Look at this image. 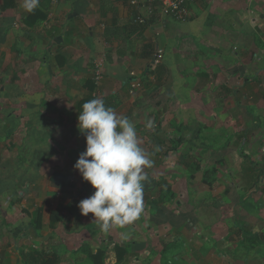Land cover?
<instances>
[{"label": "rangeland", "instance_id": "obj_1", "mask_svg": "<svg viewBox=\"0 0 264 264\" xmlns=\"http://www.w3.org/2000/svg\"><path fill=\"white\" fill-rule=\"evenodd\" d=\"M56 1L41 0L40 6ZM258 3L244 8L258 15L264 2ZM20 5L21 0H0L1 39L8 33L13 40L34 38L21 28ZM12 7L17 10L14 17L13 12L5 13ZM242 21L236 15V23ZM251 26L255 33L257 28ZM240 40L246 42L244 37ZM251 42L255 41L246 43ZM3 43L1 58L5 56ZM262 46L253 44L244 60L228 54L221 63H191L189 68L183 64L181 69L179 64V70L170 68L171 56L164 53L155 71L158 75L162 71L163 78L165 73L166 79L147 86L151 91L136 101L135 110H116L135 124L141 146L154 161L145 169L142 226L138 221L134 224L146 231L147 227L162 230L169 226L175 241L182 238L186 245L172 246V254L179 256L172 264H264V240H245L264 235ZM18 48H12L13 63L20 64ZM3 64L0 62V264H19L21 250L28 249L55 253L61 264H80L71 256L72 250L77 238L87 235L78 228L87 227L91 235L102 231L91 213L82 216L77 207L95 191L73 167L86 148L78 116L39 108L40 97H33L38 88L36 70L24 76L19 74L25 67L21 66L12 79L4 76ZM148 119L154 120V128H145ZM54 172L67 176L75 188H52ZM35 212H39L38 223ZM158 257L155 264H166L165 257ZM84 264H91L89 257Z\"/></svg>", "mask_w": 264, "mask_h": 264}, {"label": "crops", "instance_id": "obj_2", "mask_svg": "<svg viewBox=\"0 0 264 264\" xmlns=\"http://www.w3.org/2000/svg\"><path fill=\"white\" fill-rule=\"evenodd\" d=\"M258 2L264 0H188L186 15L176 20L164 17L161 4L154 5L153 0H57L31 14L20 6L21 16H17L21 17V28L34 38L13 40L9 33L5 39L0 38V42L5 41V56H0L2 71L13 79V72L21 66L25 67L19 74L24 76L32 75L28 72L35 69L38 88L33 97H40L37 106L43 110L78 116L83 103L100 97L106 107L128 112L135 110L138 99L146 98V92L151 91L147 86L160 79L150 68L158 48L171 56L170 68L179 70V64L181 69L183 64L189 68L191 63H221L228 54L244 60L253 44L264 45V4L257 16L244 8ZM10 9L5 13L13 12L14 17L17 10ZM236 15L243 19L241 24L236 23ZM251 24L257 28L255 33ZM241 37L255 42L244 43ZM13 46L20 49L16 55L20 64L13 63ZM97 73L101 80L96 84ZM83 220L88 222V218ZM138 223L93 235L87 227H79L87 236L77 238L71 256L80 264L87 257L91 264H155L158 255L159 259L165 257L163 262L167 264L177 260L179 256H174L171 249L175 244L186 245L182 238L175 241L169 226L162 230L147 227L146 231L139 229ZM125 231L127 239L121 235ZM97 256L99 259L94 260ZM61 261L58 258V264Z\"/></svg>", "mask_w": 264, "mask_h": 264}, {"label": "clouds", "instance_id": "obj_3", "mask_svg": "<svg viewBox=\"0 0 264 264\" xmlns=\"http://www.w3.org/2000/svg\"><path fill=\"white\" fill-rule=\"evenodd\" d=\"M41 0H21V8L31 14ZM78 129L84 135L86 148L74 169L95 191L77 207L82 216L92 214L104 233L133 225L145 211V169L154 161L141 146L135 124L125 115L105 106L103 98H93L81 106ZM148 119L145 128H154ZM156 151L159 149L156 148ZM124 239L128 232H122Z\"/></svg>", "mask_w": 264, "mask_h": 264}, {"label": "trees", "instance_id": "obj_4", "mask_svg": "<svg viewBox=\"0 0 264 264\" xmlns=\"http://www.w3.org/2000/svg\"><path fill=\"white\" fill-rule=\"evenodd\" d=\"M153 2H155L154 5H159L160 4L159 0H153ZM185 5H186V3H185ZM161 73H162V71H161ZM161 73L159 72L160 75H161ZM160 75H158V77L160 78L158 80V84H161V81H162ZM50 179H51V183L50 184H51L52 188H55V189H58V190H65V189L67 190V189L75 188V187H73V185L70 184V181L67 178V176H65L62 173L54 172L51 175ZM85 185L89 186L90 184L87 182V184H85ZM85 189L87 190V188H85ZM155 191H157V190H155ZM66 209L73 210L72 208H70V206H66ZM35 214H36V216H35L34 219L37 218V223H38V221H39V212H35ZM37 214H38V217H37ZM256 238H257V240L259 238L261 240H264V235L260 234L258 236L255 235V236H251V237H245V240L247 242L251 243L253 241H256L255 240ZM93 259L97 260V259H99V256H97L95 258L93 257ZM57 263H58V259L56 257V254L55 255H53V254L50 255V254H46V253L36 252L34 250H29V249L28 250H21V258L19 260V264H57Z\"/></svg>", "mask_w": 264, "mask_h": 264}, {"label": "built area", "instance_id": "obj_5", "mask_svg": "<svg viewBox=\"0 0 264 264\" xmlns=\"http://www.w3.org/2000/svg\"><path fill=\"white\" fill-rule=\"evenodd\" d=\"M160 1V10L163 15H170L177 19H183L186 15L187 10L185 3L188 0H159ZM164 53L163 50L158 48L152 56L150 62V68L156 69L161 65L163 61ZM101 80V74L97 73L95 77L96 84Z\"/></svg>", "mask_w": 264, "mask_h": 264}]
</instances>
